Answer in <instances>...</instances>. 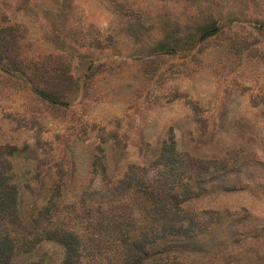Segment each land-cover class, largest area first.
Returning a JSON list of instances; mask_svg holds the SVG:
<instances>
[{"label": "rangeland", "instance_id": "374dc122", "mask_svg": "<svg viewBox=\"0 0 264 264\" xmlns=\"http://www.w3.org/2000/svg\"><path fill=\"white\" fill-rule=\"evenodd\" d=\"M1 26L0 156L18 200L1 224L17 244L65 227L88 245L110 211L151 226L145 182L186 198L169 257L264 264V0H0ZM36 247L61 264L59 245ZM80 259L124 264L110 240Z\"/></svg>", "mask_w": 264, "mask_h": 264}, {"label": "trees", "instance_id": "16d2710c", "mask_svg": "<svg viewBox=\"0 0 264 264\" xmlns=\"http://www.w3.org/2000/svg\"><path fill=\"white\" fill-rule=\"evenodd\" d=\"M218 30L216 24H208L204 26L203 35L206 36ZM7 33L11 35L9 26H1V53L7 49V47L3 49L5 44L3 40L6 38ZM38 93L44 99L54 100L53 95L47 91L40 90ZM171 152H173L172 147L171 150L164 147L162 155L165 157L166 154L168 162L173 160L169 156ZM0 154H2L1 150ZM0 161L2 162L0 165V264H39L40 260L38 261V259L43 258L44 253L38 255L39 249L36 246L41 245L43 240L54 242L62 248L63 258L61 264H81L80 256L83 249L90 247L91 250L98 252L108 240L121 247L124 264H181L182 260L177 258L176 254L169 257V248L167 249V247L171 245L163 242V240L166 236L178 237L181 234L187 236L189 228L184 229L181 223L187 218L179 214L184 213L182 204L186 198L182 197V194L177 191L169 193V197L168 195L163 196L158 193L159 188L145 182H141L133 190L140 202H143V208L147 210L151 219V226L146 224L136 228L137 230L129 229L128 223L121 221L122 215L116 214V218L119 217L120 219L115 220L114 215L117 212L110 211L107 214L112 215L109 217L112 220L111 228H107L102 221H99L101 218L104 220L106 214H102L95 222L90 236L87 237L89 239L88 245L83 243L82 238L76 231L65 227L43 229L41 234L34 232V237L31 239L25 237L27 239L17 244L15 237H12L6 226L1 224L4 218H9V221L17 219L18 200L16 185L8 181L9 176L5 171L9 168V164L7 160H2L1 156ZM131 171L132 169L130 174ZM129 180L131 179L128 173L119 181L120 186L111 189L112 193L118 195L124 189L131 188ZM150 247L154 249L155 254L153 257H149V255L151 256ZM164 252L167 253L163 255ZM37 256L40 258H36Z\"/></svg>", "mask_w": 264, "mask_h": 264}]
</instances>
